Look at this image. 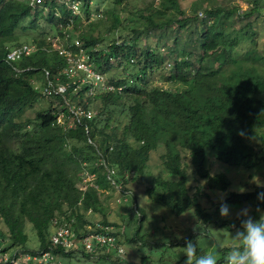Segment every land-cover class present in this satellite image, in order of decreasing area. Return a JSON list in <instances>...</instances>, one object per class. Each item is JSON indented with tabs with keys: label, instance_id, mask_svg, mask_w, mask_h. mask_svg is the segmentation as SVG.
Returning <instances> with one entry per match:
<instances>
[{
	"label": "trees",
	"instance_id": "trees-1",
	"mask_svg": "<svg viewBox=\"0 0 264 264\" xmlns=\"http://www.w3.org/2000/svg\"><path fill=\"white\" fill-rule=\"evenodd\" d=\"M80 1V12L72 15L55 2L32 8L29 0H0V246L6 243L8 251L36 253L46 249L50 220L57 214L73 217L77 230L97 222L86 215L88 210L102 213L103 224L123 226L104 215L103 201L112 195L108 193L111 183L107 170L99 163L101 156L115 170L122 188L120 202L131 195L132 208L140 214L136 216L139 228L145 213L136 205L135 191L128 186L131 181L144 184L146 195L170 214L180 216L192 209L194 216L207 223L213 220L201 205L203 195L208 196L204 188L215 193L227 191L231 184L226 173H210L207 158L245 169L264 162V133L258 132L264 128V54L257 53L254 46L238 59L231 54L244 38L254 44L255 20L246 21L239 31L223 30L224 22L233 18L237 8L207 7L198 23L200 28H196L195 58L190 57L192 51L168 52L171 59L168 66L165 64L169 73L163 81L181 86L174 88L149 81L148 75L163 66L164 54L157 48L139 49L134 42L114 41L106 52L97 47V38L82 31L81 46L97 72L105 77L113 60L123 64L124 70L127 66L132 69L121 77H105L113 90L98 89L88 95L85 84L75 93L68 87L63 95L46 96L37 88V83L45 85V70L51 80L60 76L66 82L65 74H58L64 59L50 49L47 37L60 29L59 24L68 23L70 16L77 29L82 13L89 17L93 0ZM249 3L252 7L243 16L257 13L263 18L259 1ZM169 10L185 15L181 0H160L156 9L137 14L145 18L149 28L163 29L173 22L172 16L158 21L154 17L161 18ZM189 21L176 20L178 28L186 27ZM28 31L36 33L31 41H27ZM23 44L34 45V51L8 60L7 52ZM65 100L92 109L96 115L91 120H73L71 127L58 123V112H67ZM111 144L113 151L108 152ZM157 149L163 150L164 175L147 180L150 153ZM182 155L189 157L198 177L205 180L194 193L187 185V163ZM83 172L94 174L85 189L76 183ZM262 193L263 185L229 191L225 202L248 203L264 210V200L258 199ZM27 225L36 234L35 249L27 245ZM80 254L90 258L88 253ZM74 255L63 254L62 259ZM224 260L219 258L218 264Z\"/></svg>",
	"mask_w": 264,
	"mask_h": 264
},
{
	"label": "rangeland",
	"instance_id": "rangeland-1",
	"mask_svg": "<svg viewBox=\"0 0 264 264\" xmlns=\"http://www.w3.org/2000/svg\"><path fill=\"white\" fill-rule=\"evenodd\" d=\"M249 1L181 0L185 15H180L172 10L166 11L161 18L154 17L155 21L166 20L172 16L173 22L163 29H155L149 28L145 18L137 13L140 10H149L151 12L159 7L160 0H122L121 3L116 2V0H93L91 4L92 13L89 14V17L82 13L78 20L76 33L78 36L82 31L90 33L92 37L98 39L97 44L99 46L97 47H101L106 52L108 51V46L114 41L120 44L125 41L134 42L139 49L146 47L157 48L158 51L164 54L163 66L148 75L149 81L153 85L162 84L165 87H181L178 84H170L163 81L169 73V68L165 64L171 59L168 52L170 50H175L177 53H182L184 50L192 51L190 57L195 58V52L198 51V47L197 43L194 42L198 37V29L200 28L198 23L204 18V10L207 7L237 8V12L232 15L233 18L224 22L223 30L239 31L246 21L255 20L256 34L254 36V44L249 39L240 40L231 52L233 58L238 59L246 50L253 46L256 48L255 51L257 53L264 54V17H260L257 13H252L246 18L243 16L252 7ZM258 1L261 6V13H264V0ZM97 13L101 14V16ZM195 15L197 18H192ZM182 18H187L190 21L187 22L186 27L178 28L176 20ZM114 21L115 24H113ZM228 24L230 25L228 26ZM134 30L136 32H133ZM27 33L29 34L27 41H31L35 36V32L28 31ZM238 34L236 32L235 36H238ZM111 62L112 66L109 68L106 78L127 75L132 69L131 66H127L126 70H124L123 64H118L114 60ZM263 66L261 64V69ZM225 67L228 66L225 65ZM37 84L40 85V83ZM53 102L54 107L58 108L57 100H53ZM58 118L61 121L63 120L61 114ZM258 132L263 134L264 128L258 129ZM253 144H258V141H253ZM262 149L263 151L261 152L264 154V147ZM162 151V149H157L150 153V160L147 164V180L157 176L159 173L164 175L160 158ZM182 156L183 162L187 163V185L190 188V193H194L196 186L205 185V180L198 177L189 157L186 155ZM205 165L206 167L209 166L208 168L212 175L218 172L226 173L231 182L227 191H216L213 193L204 188L208 196L203 195L201 205L211 213L213 220L207 223L194 216L192 209L187 210L180 216L170 214L164 207L146 195L144 184L131 181L128 186L135 191L136 205L143 208L145 213L141 228H139L136 216L140 214H135L136 211L132 208L134 201H132L131 195L124 196V200L122 199L121 202H118L119 191L112 188L108 189V193L112 197L103 201L106 207L104 215L108 220L120 223L125 227L119 241L126 252V258L130 264H142V258L147 260L143 264H185L186 256L183 248L188 240L197 245L198 254L211 251L218 253V258H225L231 248L236 245V241L233 240L232 236L240 229V219L237 217V213L241 209L249 207L251 209L250 214L254 219H259L261 215H264L263 209L257 208L252 204H230L225 202L229 191H246L258 185L264 186V162H260L253 169H245L242 167H231L207 158ZM85 181H88V177L83 175L81 179L77 180V186L79 188L85 187ZM221 204L229 206V215L227 217L220 215ZM86 215L93 217L99 222L103 218L102 213L90 210H88ZM218 223L224 225H219ZM26 230L30 237L27 245L32 249L37 248L38 243L35 232L31 230L29 225L26 226ZM6 247V243L0 246L2 253L8 251ZM10 252L13 254L14 249H11ZM94 262L93 258H85L80 254L74 255L70 259H62V264H94Z\"/></svg>",
	"mask_w": 264,
	"mask_h": 264
},
{
	"label": "built area",
	"instance_id": "built-area-1",
	"mask_svg": "<svg viewBox=\"0 0 264 264\" xmlns=\"http://www.w3.org/2000/svg\"><path fill=\"white\" fill-rule=\"evenodd\" d=\"M45 2H55L58 6L64 5L72 15H77L80 12V0H29V5L34 8L42 6ZM55 11V15L58 16L59 11ZM59 25L60 29L49 35L47 41L50 49L57 52L64 59L65 63L59 69L58 74L64 73L66 82H62L60 76H56L55 81L51 80L49 72L45 70V85H37L38 90L46 96L63 95L68 87L71 93H75L85 84H87L85 91L88 95L96 93L98 89L113 90L114 87L106 83L104 76L93 68L88 54L81 46L79 36L76 33L78 29L75 27L71 16L68 23ZM33 51L34 45L29 44L12 47L7 52V59L17 60ZM65 104L67 105V112H59L57 114V122L67 123L68 127L72 126L73 120H91L96 115V111L84 108L81 105L68 104L67 100H65ZM60 114L63 117L62 121L58 118ZM89 142H91L90 139ZM97 148L98 153H100L101 149ZM112 150L113 145H110L108 152ZM99 161L107 170V178L111 183L110 188L120 192L122 188L116 180L114 168L109 167L102 156ZM83 175L88 177L89 181L94 174L83 172ZM86 186L85 184L82 189H85ZM120 200L121 197L119 196L117 201L120 202ZM73 223H75L73 217L68 218L64 214L55 215L50 220L49 244L46 249L38 250L36 253L16 250L13 254L10 250L4 251V253L0 250V264H62L63 254L72 253L78 255L82 252L88 253L90 258L95 260L94 264H130L126 258V252L119 241L120 234L124 231V226L103 224L97 221L94 224H85L80 230H77ZM101 255L104 256L103 259H101Z\"/></svg>",
	"mask_w": 264,
	"mask_h": 264
},
{
	"label": "clouds",
	"instance_id": "clouds-1",
	"mask_svg": "<svg viewBox=\"0 0 264 264\" xmlns=\"http://www.w3.org/2000/svg\"><path fill=\"white\" fill-rule=\"evenodd\" d=\"M264 200V193L258 196ZM220 215H229V206L221 204ZM249 207L241 209L237 213L240 219V229L232 236L236 245L227 253L224 264H264V215L254 219ZM184 255L185 264H218V253L208 252L198 254L197 245L191 240L186 241Z\"/></svg>",
	"mask_w": 264,
	"mask_h": 264
}]
</instances>
